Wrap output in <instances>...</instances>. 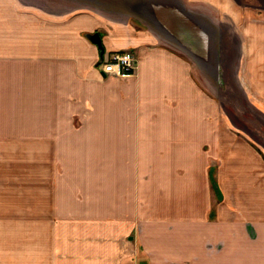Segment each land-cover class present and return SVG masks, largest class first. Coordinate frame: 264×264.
I'll return each mask as SVG.
<instances>
[{"label": "crops", "instance_id": "1", "mask_svg": "<svg viewBox=\"0 0 264 264\" xmlns=\"http://www.w3.org/2000/svg\"><path fill=\"white\" fill-rule=\"evenodd\" d=\"M182 1L227 26L264 117V9ZM95 32L132 74L100 71ZM193 65L134 17L0 0V264H264V122Z\"/></svg>", "mask_w": 264, "mask_h": 264}, {"label": "water", "instance_id": "2", "mask_svg": "<svg viewBox=\"0 0 264 264\" xmlns=\"http://www.w3.org/2000/svg\"><path fill=\"white\" fill-rule=\"evenodd\" d=\"M97 10L134 17L185 54L214 89H222L223 45L220 26L182 0H64ZM103 54L100 35H86Z\"/></svg>", "mask_w": 264, "mask_h": 264}, {"label": "rangeland", "instance_id": "3", "mask_svg": "<svg viewBox=\"0 0 264 264\" xmlns=\"http://www.w3.org/2000/svg\"><path fill=\"white\" fill-rule=\"evenodd\" d=\"M240 4H246V0H238ZM252 6H257L258 9H264V0H248ZM246 14H244V17ZM262 17V16H261ZM263 20V18H259ZM223 31V81L222 89L216 88L205 80L202 73L196 68L195 70L202 81H205L208 90L215 94L223 105V109L229 116L234 126L241 127L250 131L253 136L262 140V128L264 117L253 105L262 104L261 101H256V94L251 90V65H246L244 58H241L239 65H237L238 51H232L228 39L224 35L227 32V26L222 25ZM192 62V61H191ZM193 64V62H192ZM116 76V75H115ZM249 80V81H248ZM251 90V91H250ZM255 99V100H254ZM259 107V106H258ZM260 108V107H259Z\"/></svg>", "mask_w": 264, "mask_h": 264}, {"label": "built area", "instance_id": "4", "mask_svg": "<svg viewBox=\"0 0 264 264\" xmlns=\"http://www.w3.org/2000/svg\"><path fill=\"white\" fill-rule=\"evenodd\" d=\"M100 71L105 75L127 76L134 72L135 58L129 50L103 53L98 61Z\"/></svg>", "mask_w": 264, "mask_h": 264}]
</instances>
